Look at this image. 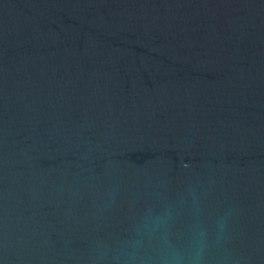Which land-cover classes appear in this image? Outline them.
Masks as SVG:
<instances>
[{"label":"water","instance_id":"1","mask_svg":"<svg viewBox=\"0 0 264 264\" xmlns=\"http://www.w3.org/2000/svg\"><path fill=\"white\" fill-rule=\"evenodd\" d=\"M0 264H264V0H0Z\"/></svg>","mask_w":264,"mask_h":264}]
</instances>
